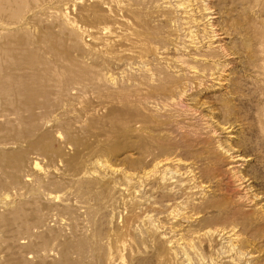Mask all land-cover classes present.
Here are the masks:
<instances>
[{
	"label": "rangeland",
	"instance_id": "374dc122",
	"mask_svg": "<svg viewBox=\"0 0 264 264\" xmlns=\"http://www.w3.org/2000/svg\"><path fill=\"white\" fill-rule=\"evenodd\" d=\"M206 1L0 0V264H264V0Z\"/></svg>",
	"mask_w": 264,
	"mask_h": 264
},
{
	"label": "bare ground",
	"instance_id": "6f19581e",
	"mask_svg": "<svg viewBox=\"0 0 264 264\" xmlns=\"http://www.w3.org/2000/svg\"><path fill=\"white\" fill-rule=\"evenodd\" d=\"M184 1L185 0H179L178 4H179L180 8L181 7L185 8V6L187 4H188V6H186V8H189V6L190 7L194 6V8H196L193 10V14L195 13V15H194L193 26H190L192 28L195 27V25H199L204 20L207 21L206 24H209L210 20L219 19L220 15H221V13L218 11V9H215V7L210 5V3H207L206 0L201 1L202 4L200 6H198L199 0H188V2L187 1L184 2ZM209 1L213 2V0H209ZM198 15H199V17H198ZM190 27H189V29H190ZM218 27H215V25H211V31H210L209 36L207 37L210 39V41L215 40L216 38H221V39L225 38V36H223L224 33L222 32V29L218 28ZM204 37H205V35H204ZM201 42H203V40H201L199 43H201ZM235 52H232L228 48H224L222 50L210 51L209 53H206L205 54L206 58H204L205 60H201V63L203 62V67L200 70L203 73L210 74V76L216 75L219 72V70L226 67V63L229 61L228 58L235 55L236 54ZM192 68L196 69L195 73H196V75H199V72H201V71L199 69H197V67H192ZM233 232H234L233 230H230L228 232H222L221 231V233H219L218 235H219V237L224 236V235H232Z\"/></svg>",
	"mask_w": 264,
	"mask_h": 264
}]
</instances>
